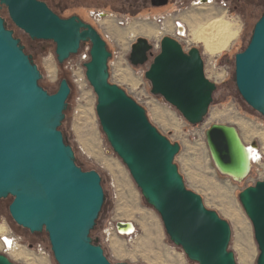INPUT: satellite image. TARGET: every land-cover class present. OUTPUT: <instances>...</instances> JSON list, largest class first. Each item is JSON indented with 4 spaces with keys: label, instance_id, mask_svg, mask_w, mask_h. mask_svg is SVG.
Here are the masks:
<instances>
[{
    "label": "water",
    "instance_id": "water-1",
    "mask_svg": "<svg viewBox=\"0 0 264 264\" xmlns=\"http://www.w3.org/2000/svg\"><path fill=\"white\" fill-rule=\"evenodd\" d=\"M155 8L170 0H150ZM14 25L32 40L56 45L64 64L90 44L85 64L89 84L97 95V115L113 152L129 170L143 198L160 216L174 245L196 264H237L229 250L231 227L205 207L200 195L188 190L175 158L181 150L150 122L147 112L119 85L111 82L108 43L92 24L79 17L62 19L39 0H0ZM140 37L132 46L130 62L143 66L152 58L146 78L152 93L162 96L185 120L204 122L217 90L205 71L198 47L185 52L182 44L166 36L161 50ZM39 67L24 51L14 32L0 16V200L13 198L9 212L17 225L30 233L48 234L58 264L112 263L95 243V229L106 201L102 176L83 171L74 149L60 130L72 86L61 80L55 94L41 85ZM235 83L242 99L264 117V14L256 23L246 49L235 56ZM207 145L217 171L242 182L252 171L248 148L234 126L214 124L206 132ZM253 143L252 147H257ZM253 224L264 264V181L239 195ZM129 223L118 224V228ZM0 264H16L0 254Z\"/></svg>",
    "mask_w": 264,
    "mask_h": 264
},
{
    "label": "rangeland",
    "instance_id": "rangeland-1",
    "mask_svg": "<svg viewBox=\"0 0 264 264\" xmlns=\"http://www.w3.org/2000/svg\"><path fill=\"white\" fill-rule=\"evenodd\" d=\"M74 1L75 6H70L67 12L83 16L108 43L113 55L110 60L111 82L145 108L150 122L161 134L180 145L175 164L187 189L200 195L207 209L217 212L229 223V250L234 253L236 263L244 264L242 251L247 246L250 264H257L260 251L254 227L239 195L246 188L264 181V117L254 111L238 92L235 56L248 46L254 27L264 14V0H170L167 6L159 8L152 7L150 0ZM221 18L235 24L238 35L226 51L212 56L202 44L193 41L194 35L200 27ZM176 23H181L187 30L179 42L183 47L201 50L206 76L217 85L209 113L200 125L189 124L162 96L152 93V84L146 78L152 58L139 67L130 62L132 46L138 38L148 39L154 46L153 52L159 53L162 39L176 36L173 33ZM15 29L29 46L44 48L36 57L43 76L41 86L55 94L64 76L72 84L73 93L60 130L74 149L78 164L86 171L96 170L101 174L106 194L105 206L90 235L93 241L103 247L112 263L196 264L170 240L160 216L145 201L129 170L110 147L96 111L97 95L90 84L80 90L74 82L72 69L81 66L79 56L61 65L55 43H32L27 34L16 26ZM148 29L154 34H144L143 31ZM83 49L90 51V45ZM214 124L234 126L246 146L255 142L258 145L255 151L259 160H253L252 171L242 182L221 175L214 166L206 140V132ZM105 160L114 165V179L103 166ZM12 202V197L0 200V254L16 264H58L45 231L32 234L12 219L9 212ZM121 221L135 223L137 231L131 238L112 235L113 228ZM7 239L12 241L10 245L6 244Z\"/></svg>",
    "mask_w": 264,
    "mask_h": 264
},
{
    "label": "bare ground",
    "instance_id": "bare-ground-1",
    "mask_svg": "<svg viewBox=\"0 0 264 264\" xmlns=\"http://www.w3.org/2000/svg\"><path fill=\"white\" fill-rule=\"evenodd\" d=\"M143 32L147 36L154 34L153 33L154 31L152 29L144 30ZM237 35H238V29L236 28L235 24L229 22L225 18H221V19L213 20L209 24L200 27L198 32L194 35V40L203 42L207 53H209L212 56H218L219 54H221L222 52L228 49L229 45L236 39ZM244 146L246 145L244 144ZM246 147L248 148V155L251 159V164L253 165V160L254 161L259 160L258 153L255 151L254 147L252 146H246ZM123 223H129V226L122 227L121 230H123L124 233H128L129 235L136 233V226L134 223L132 222H123ZM242 227L243 225L241 223V228ZM6 244L10 245L11 241L7 239ZM248 248L247 246H245L242 251V261L244 264L251 263V256Z\"/></svg>",
    "mask_w": 264,
    "mask_h": 264
},
{
    "label": "flooded vegetation",
    "instance_id": "flooded-vegetation-1",
    "mask_svg": "<svg viewBox=\"0 0 264 264\" xmlns=\"http://www.w3.org/2000/svg\"><path fill=\"white\" fill-rule=\"evenodd\" d=\"M41 2H44L45 4H47V6L55 13L57 14L60 18L62 19H69L71 17H74V16H77L79 17L82 21H84L85 23H89L87 22V20L79 15V14H76V13H68L67 11L69 10L70 6H75V1L74 0H39ZM151 4V2H150ZM152 6V5H151ZM153 7V6H152ZM7 15V16H6ZM0 16L3 17L6 21V26H7V29L11 30L14 32V37L19 39L20 42H21V45L24 47V51L27 55H29L31 57V59L33 60V62L38 66L37 64V61H36V57L39 55V54H42V49H39L37 47H34L32 44L29 46L27 42H25L23 40V38H21L16 29H15V25L14 23L12 22V20L10 19V16H9V12H8V9L5 7V6H2L0 4ZM7 17V19H6ZM229 21V20H228ZM90 24V23H89ZM31 39V38H30ZM32 43L37 41V40H32ZM194 42L196 43H199V44H203V42L201 41H196V40H193ZM183 46V45H182ZM30 48L34 49V50H30ZM184 48V47H183ZM205 48V46H204ZM185 50V49H184ZM206 51V49H205ZM186 52V51H185ZM189 52V51H188ZM155 54V53H154ZM158 54V53H156ZM155 54V55H156ZM153 61V59H152Z\"/></svg>",
    "mask_w": 264,
    "mask_h": 264
},
{
    "label": "built area",
    "instance_id": "built-area-1",
    "mask_svg": "<svg viewBox=\"0 0 264 264\" xmlns=\"http://www.w3.org/2000/svg\"><path fill=\"white\" fill-rule=\"evenodd\" d=\"M98 17H102V15L98 14ZM186 32H187L186 28L181 23H176L175 30L173 32L176 36H171V37L176 39L177 41L181 42L180 39L185 37ZM83 48H84V46H82L79 53L77 55H75V56H79L81 66H77V68H75V69L73 67V69H72L74 82L78 85V88L80 90L84 86L89 85V82H88L87 76H86L85 64L90 61V51L89 50H88V52L84 51ZM192 48H193L192 46H190V47L184 46V49L186 52L190 51ZM75 56H72L71 58H73ZM71 58L69 60H71ZM111 233L113 236L118 237V238H127V237L131 238L134 235V234L129 235L128 233H124L123 230L118 228V226H115Z\"/></svg>",
    "mask_w": 264,
    "mask_h": 264
},
{
    "label": "crops",
    "instance_id": "crops-1",
    "mask_svg": "<svg viewBox=\"0 0 264 264\" xmlns=\"http://www.w3.org/2000/svg\"><path fill=\"white\" fill-rule=\"evenodd\" d=\"M103 166L106 168L108 174L114 179L115 175H116V171L114 170V165L112 163H110L109 160H107V161L105 160L103 162ZM121 222H123V221H121ZM136 231H137V227H136Z\"/></svg>",
    "mask_w": 264,
    "mask_h": 264
},
{
    "label": "trees",
    "instance_id": "trees-1",
    "mask_svg": "<svg viewBox=\"0 0 264 264\" xmlns=\"http://www.w3.org/2000/svg\"><path fill=\"white\" fill-rule=\"evenodd\" d=\"M86 45H90V44H85V45H83V46H86ZM108 48H109V46H108ZM110 50V49H109ZM64 78H66V76H64L62 79H64ZM67 79V78H66ZM69 82H70V80H69ZM70 84H71V82H70ZM71 86H72V84H71ZM43 87V86H42ZM45 90H47L45 87H43ZM48 91V90H47ZM49 92V91H48ZM72 93H73V87H72ZM72 95V94H71ZM71 97V96H70ZM70 99V98H69ZM69 101V100H68ZM66 141V140H65ZM66 144L67 145H70V144H68L67 142H66ZM76 163H77V165L79 166V167H81L82 169H83V171H86L84 168H83V166L82 165H80V164H78V162H77V160H76ZM89 171H91V170H89ZM105 206V205H104ZM95 243H97L96 241H94ZM98 244V243H97Z\"/></svg>",
    "mask_w": 264,
    "mask_h": 264
}]
</instances>
